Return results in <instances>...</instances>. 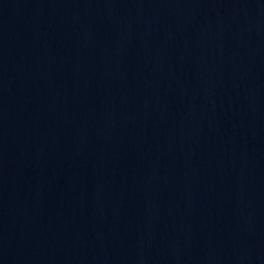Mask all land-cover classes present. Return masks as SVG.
I'll list each match as a JSON object with an SVG mask.
<instances>
[{
  "label": "water",
  "instance_id": "95a60500",
  "mask_svg": "<svg viewBox=\"0 0 264 264\" xmlns=\"http://www.w3.org/2000/svg\"><path fill=\"white\" fill-rule=\"evenodd\" d=\"M0 264H264V0H0Z\"/></svg>",
  "mask_w": 264,
  "mask_h": 264
}]
</instances>
